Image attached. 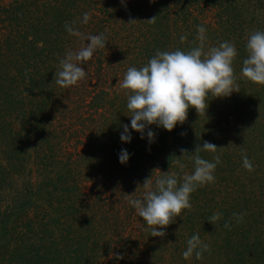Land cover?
I'll return each instance as SVG.
<instances>
[{"label": "trees", "instance_id": "trees-1", "mask_svg": "<svg viewBox=\"0 0 264 264\" xmlns=\"http://www.w3.org/2000/svg\"><path fill=\"white\" fill-rule=\"evenodd\" d=\"M206 8L215 23L211 29L202 21L212 34L206 47L235 45L240 91L210 98L204 115L189 108L172 131L150 125L142 139L131 129L119 82L157 50L197 46V14ZM66 24L107 37L81 65L86 78L70 89L53 80L59 60L90 41L69 35ZM255 30H264V0H0V264H264V85L241 75ZM123 125L131 142L121 141ZM204 141L221 157L215 182L191 194L192 210L163 229L164 237L151 236L128 200L142 197L151 175L182 177L179 164L191 174ZM242 153L254 171L243 167ZM199 155L214 162L212 153ZM217 212L215 226L207 218ZM242 212L238 224L233 213ZM197 233L210 254L185 260Z\"/></svg>", "mask_w": 264, "mask_h": 264}, {"label": "clouds", "instance_id": "clouds-1", "mask_svg": "<svg viewBox=\"0 0 264 264\" xmlns=\"http://www.w3.org/2000/svg\"><path fill=\"white\" fill-rule=\"evenodd\" d=\"M91 18L88 12L83 13L82 23L87 24ZM155 21V17L150 19ZM137 22L130 19L128 23ZM69 35L77 36L82 40L90 41L78 51L68 50L64 58L59 60L53 80L65 89L77 86L83 81L87 73L82 64H87L98 49H104L107 37L99 35H85L72 26L66 24ZM207 29L197 25L196 41L198 45L188 51L177 48L174 51L157 50L155 55L143 67H129L119 82V89L127 97L126 107L131 118V129L141 133L144 138L145 129L150 125L163 127L172 131L176 125L187 120L189 108H195L200 115L206 114L210 98L228 97L234 91L239 92L237 77L233 62L238 55L235 45L224 41L218 46L206 47ZM180 43L187 40V35L180 36ZM195 43V42H194ZM247 58L243 60L241 75L249 82L264 85V30H255L248 34L246 42ZM122 142H131V133L128 125H123ZM149 143L154 142L155 133L147 131ZM217 145L204 141L203 146L195 148L194 171L184 172V165L179 164L183 173H165L145 178L142 186L141 198L129 199L128 203L135 209L137 215L143 218L153 237H164L163 230L177 217H182L183 211L192 210L191 194L198 188L215 182L214 172L221 157L217 153ZM182 153L187 150L181 149ZM201 151L214 154V162L202 158ZM129 159V153L122 149L119 154L120 163ZM243 167L254 171V166L242 153ZM246 212L233 213V218L239 224L243 221ZM222 218V213H214L207 220L213 225ZM225 228L230 229V222H225ZM209 252L210 245L203 243L199 234H194L187 240V248L182 253L185 260L195 256L197 260ZM116 259L123 256L116 254Z\"/></svg>", "mask_w": 264, "mask_h": 264}, {"label": "rangeland", "instance_id": "rangeland-1", "mask_svg": "<svg viewBox=\"0 0 264 264\" xmlns=\"http://www.w3.org/2000/svg\"><path fill=\"white\" fill-rule=\"evenodd\" d=\"M241 10L243 9V7H241L240 8ZM196 11V10H195ZM195 11H193V12H195ZM200 11H202V13L201 12H198L199 14H197V16L201 19V20H199V22L201 23V25H203V23H202V21L204 20L205 21V23H208V24H205V25H207V27H209L210 26V28L211 29H213L215 26L213 25V24H215L214 23V19H211L212 18V12H213V10L211 9V8H206V9H204V11L203 10H200ZM202 16H201V15ZM203 15L205 16V18H203L202 19V17H203ZM248 19L250 18V17H247ZM210 32V31H209ZM207 36H212V34H208ZM220 35L219 36H217L216 38H214V39H212L210 42H213V41H217V40H220Z\"/></svg>", "mask_w": 264, "mask_h": 264}]
</instances>
